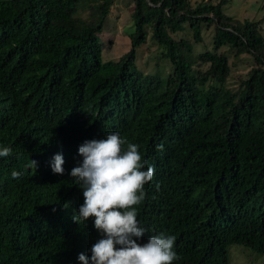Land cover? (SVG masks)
Masks as SVG:
<instances>
[{
  "label": "trees",
  "instance_id": "trees-1",
  "mask_svg": "<svg viewBox=\"0 0 264 264\" xmlns=\"http://www.w3.org/2000/svg\"><path fill=\"white\" fill-rule=\"evenodd\" d=\"M132 1L131 47L113 61L101 36L114 0H0V148L12 149L0 158V264L90 258L101 237L91 218L72 220L83 195L70 172L105 130L155 169L136 206L139 243L174 236V264H230L231 245L264 256L263 20L227 16V0ZM148 40L166 75L141 62ZM230 54L249 61L237 89Z\"/></svg>",
  "mask_w": 264,
  "mask_h": 264
},
{
  "label": "clouds",
  "instance_id": "clouds-1",
  "mask_svg": "<svg viewBox=\"0 0 264 264\" xmlns=\"http://www.w3.org/2000/svg\"><path fill=\"white\" fill-rule=\"evenodd\" d=\"M163 150V145L159 146ZM12 154L10 147L0 148V158ZM82 163L74 167L70 177L82 190L83 204L72 220L85 224L90 218L100 239L91 247L90 258L78 255L79 264H174L179 259L174 251V236H149L146 243L138 241L145 229L137 220V208L145 199V184L155 169L143 160L139 146L127 142L119 133L105 130L96 139L85 141L78 148ZM64 159L53 157L52 172L63 175ZM36 171L37 162L25 165ZM11 178L24 174L13 170Z\"/></svg>",
  "mask_w": 264,
  "mask_h": 264
},
{
  "label": "rangeland",
  "instance_id": "rangeland-1",
  "mask_svg": "<svg viewBox=\"0 0 264 264\" xmlns=\"http://www.w3.org/2000/svg\"><path fill=\"white\" fill-rule=\"evenodd\" d=\"M200 0H191L196 3ZM208 1V0H206ZM215 1V0H213ZM227 5L224 8V13L236 20H253L262 21V31L264 35V0H227ZM132 0H114V4L110 8L109 15L104 25V33L101 39L110 42V50L104 51L105 60L118 61L121 56L130 50V40L126 35V30L131 26ZM212 31L204 32L206 44L209 45ZM156 46L151 41L141 48L140 60L147 67L148 73L152 74L155 71L166 75L170 71V65L165 60L155 59L152 51ZM241 61H236L230 54L229 62L231 73L227 80V86L232 89H237L240 80L245 78L250 69L249 61L246 56H243ZM229 263L230 264H264V256L258 255L255 252L241 245H231L229 247Z\"/></svg>",
  "mask_w": 264,
  "mask_h": 264
}]
</instances>
